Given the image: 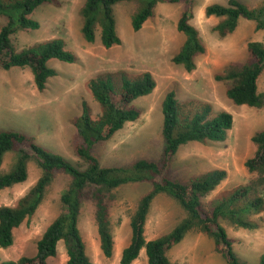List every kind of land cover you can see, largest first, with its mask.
I'll return each mask as SVG.
<instances>
[{"label": "rangeland", "instance_id": "rangeland-1", "mask_svg": "<svg viewBox=\"0 0 264 264\" xmlns=\"http://www.w3.org/2000/svg\"><path fill=\"white\" fill-rule=\"evenodd\" d=\"M251 7H258L264 0H241ZM85 0H59L58 4H45L32 15L40 22L38 29L20 30L12 35L17 50L54 38H63L67 49L76 55L75 62L58 59L48 61L56 70L46 88L38 91L29 67H0V128L22 131L36 137L37 141L60 153L76 165H83L75 155L72 141L76 127L74 119L86 100L93 112L101 110L100 104L89 90V80L95 76L113 75L118 85L123 74L134 78L149 71L157 81L152 93L134 100L141 110L134 121L127 122L111 139L98 145L94 152L105 166L132 163L139 159L159 158L164 146L162 135V104L169 91H175L180 100L199 99L209 102L214 110H227L234 116V125L223 141L201 143L190 141L180 146L174 156L172 173L187 181L217 168L227 171L226 178L210 195L204 198L207 207L218 198L227 195L238 184L247 183L251 173L245 161L254 155L256 145L252 136L264 129V106L236 105L228 98V83L218 81L216 74L234 62H242L248 55V43L252 40L264 43V30L256 23L240 17L236 30L221 36L214 27L221 18L206 14V7L214 3L227 4L228 0H196L192 23L199 29L206 44V52L196 58V68L191 72L173 58L179 52L185 34L178 29L181 3L159 2L155 13L136 31L132 16L137 10L134 1H123L114 7L116 30L120 44L103 46L100 29L94 42L85 40L82 34L80 8ZM7 19L0 16V30ZM260 92H264V72L258 80ZM17 158L8 152L0 167L10 170ZM35 161L29 164L26 181L3 190L0 206H15L28 193L41 175ZM70 176L59 173L44 196L36 212L15 229V240L8 248L0 246V262L18 259L36 252L37 241L46 227L62 210L61 195L68 186ZM146 183H129L115 190L116 199L111 205V227L114 236L112 257L101 250L93 205L86 201L80 217V230L87 252L95 264H122L121 255L131 238V218L140 198L148 192ZM186 211L172 196L158 194L151 205L146 224V238L154 239L173 229ZM261 226L246 229L221 220L232 239L238 257L249 264H258L264 254V211L254 216ZM173 264H227L215 249L214 240L198 229H192L170 251ZM50 264H68L64 241L59 243L58 254L48 259ZM132 264H148L145 248Z\"/></svg>", "mask_w": 264, "mask_h": 264}, {"label": "trees", "instance_id": "trees-1", "mask_svg": "<svg viewBox=\"0 0 264 264\" xmlns=\"http://www.w3.org/2000/svg\"><path fill=\"white\" fill-rule=\"evenodd\" d=\"M123 1H134L138 5L132 16V26L136 31L154 15L159 2L181 3L177 26L185 34V40L173 60L190 72L196 68V58L206 52L200 31L192 23L196 0H85L79 11L85 40L94 42L99 28L103 46L109 48L122 42L116 30L114 7ZM58 2L0 0V16L7 19L0 30V67H29L38 91H43L48 79L57 73L48 66L49 60L72 63L76 61V55L67 49L63 38L17 50L12 35L20 30L38 29L40 22L32 17L33 13L45 4L56 5ZM205 11L207 15L221 18L214 27L221 36L234 32L240 17L255 21L257 29L264 30V1L253 8L241 0H228L227 4L208 5ZM247 50L244 61L230 63L215 78L228 83V98L236 105L260 108L264 106V92H260L258 87V80L264 72V43L252 40ZM156 85L157 81L149 71L141 72L134 78L123 74L118 85L113 75L90 78L89 90L101 110L93 112L91 105L84 100L82 113L74 119L76 132L72 147L83 165L74 164L39 143L33 135L0 128V167L8 152L17 154L13 167L6 172L0 171V194L27 180L30 162L35 161L42 171L34 186L15 206H0L1 247L13 245L15 229L36 212L56 176L59 173L70 176L68 186L61 195L62 210L37 241L35 254L3 260L0 264H50L48 259L58 254L61 241L66 246L68 264H95L87 252L79 226L86 201L94 207L101 250L105 256L112 257L115 241L111 227V205L116 199L115 190L129 183H146L150 189L140 198L132 215L131 238L122 251V264H132L143 248L148 264H173L169 251L192 229L211 237L216 251L222 254L227 264H249L238 257L221 220L227 219L235 226L246 229L261 226L254 216L264 211V129L252 136L256 150L245 161L251 179L235 186L210 207L205 205L204 198L226 178L225 169L217 168L187 181L177 178L171 169L174 156L182 144L226 139L234 125V116L227 110L216 111L211 103L199 99L180 100L175 91H169L162 104L164 146L159 158H142L124 165L105 166L95 154L98 145L111 139L127 122L140 117L141 110L133 102L152 93ZM161 193L176 199L186 211V216L170 231L148 240V215L154 198ZM258 264H264V254Z\"/></svg>", "mask_w": 264, "mask_h": 264}]
</instances>
